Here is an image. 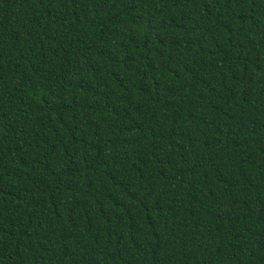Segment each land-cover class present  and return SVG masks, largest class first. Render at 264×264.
Wrapping results in <instances>:
<instances>
[{
    "label": "trees",
    "instance_id": "trees-1",
    "mask_svg": "<svg viewBox=\"0 0 264 264\" xmlns=\"http://www.w3.org/2000/svg\"><path fill=\"white\" fill-rule=\"evenodd\" d=\"M0 264H264V0H0Z\"/></svg>",
    "mask_w": 264,
    "mask_h": 264
}]
</instances>
